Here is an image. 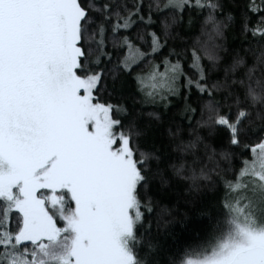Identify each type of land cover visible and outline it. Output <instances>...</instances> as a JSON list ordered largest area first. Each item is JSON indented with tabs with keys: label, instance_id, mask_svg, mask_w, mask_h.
I'll list each match as a JSON object with an SVG mask.
<instances>
[{
	"label": "snow or ice",
	"instance_id": "snow-or-ice-1",
	"mask_svg": "<svg viewBox=\"0 0 264 264\" xmlns=\"http://www.w3.org/2000/svg\"><path fill=\"white\" fill-rule=\"evenodd\" d=\"M0 264H264V0H0Z\"/></svg>",
	"mask_w": 264,
	"mask_h": 264
}]
</instances>
